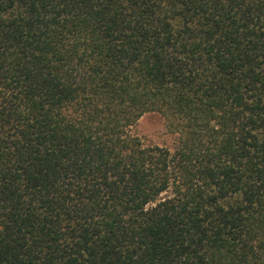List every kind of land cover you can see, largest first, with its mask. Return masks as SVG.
<instances>
[{
  "label": "trees",
  "instance_id": "1",
  "mask_svg": "<svg viewBox=\"0 0 264 264\" xmlns=\"http://www.w3.org/2000/svg\"><path fill=\"white\" fill-rule=\"evenodd\" d=\"M0 264H264V0H0Z\"/></svg>",
  "mask_w": 264,
  "mask_h": 264
},
{
  "label": "rangeland",
  "instance_id": "2",
  "mask_svg": "<svg viewBox=\"0 0 264 264\" xmlns=\"http://www.w3.org/2000/svg\"><path fill=\"white\" fill-rule=\"evenodd\" d=\"M145 144H158L174 148L177 143V135L170 131L166 119L159 112L144 114L133 127Z\"/></svg>",
  "mask_w": 264,
  "mask_h": 264
}]
</instances>
